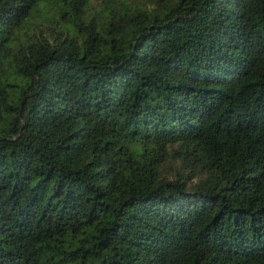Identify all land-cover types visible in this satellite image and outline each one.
Masks as SVG:
<instances>
[{"label": "trees", "instance_id": "obj_1", "mask_svg": "<svg viewBox=\"0 0 264 264\" xmlns=\"http://www.w3.org/2000/svg\"><path fill=\"white\" fill-rule=\"evenodd\" d=\"M0 264H264V0H0Z\"/></svg>", "mask_w": 264, "mask_h": 264}]
</instances>
